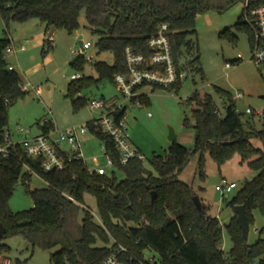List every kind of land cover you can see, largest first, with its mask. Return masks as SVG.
I'll return each mask as SVG.
<instances>
[{"label":"trees","instance_id":"trees-1","mask_svg":"<svg viewBox=\"0 0 264 264\" xmlns=\"http://www.w3.org/2000/svg\"><path fill=\"white\" fill-rule=\"evenodd\" d=\"M249 1L251 7L264 4V0ZM243 2L0 0V18L6 32L12 22L36 19L44 24L45 31L54 27L55 31L62 29L72 33L79 30V17L84 13L90 31L98 36L95 43L97 54L109 52L113 62H91L97 73L96 79L81 76L70 80L65 98L76 108L86 102L84 97H79L83 90L99 82L113 83L116 74L127 72L126 47L148 54L146 39L156 32L159 25L168 26L174 62L182 68L179 63L181 48L187 46L189 51L192 47L186 38L195 32L196 18L207 11L226 12ZM234 28L247 31L251 42L253 36L244 22L243 13ZM52 42L51 38L43 41V57L52 49ZM9 45L8 37L0 39V123L3 127L7 125L10 105L26 94L19 87V75L7 69L4 50ZM198 61L195 58L190 66L203 75L196 66ZM85 63L84 56L78 54L70 66L83 73ZM218 92L222 99L227 100L224 113L215 107L209 95L199 97L192 93L186 98L187 105L196 106L192 110L193 149L190 151L175 140L163 154H153L149 162L156 174L147 170L143 159L137 157L121 165L112 139L92 131L104 145V154L110 158L116 172L103 176L90 174L81 160H73L60 172H44L39 162L27 158L20 148L12 156H0V223L5 228V234L0 238V256L8 251L2 240L20 236L32 249H57L50 255L49 264H100L112 248L118 246L126 248L128 256L134 258L131 264H136L146 251L158 257V264H264V238L258 237L252 244L243 242L235 214V207L243 206L249 226L253 224L254 211L264 215V113L262 128L256 130L253 117L242 121L233 96L220 89ZM144 98L141 97V101ZM215 109L220 111V115L214 113ZM123 113L124 110L120 114ZM90 123H86L89 128ZM52 127L42 126V131ZM252 140L261 142L262 147H254ZM205 153L218 168L237 155L256 173L226 202L234 213L226 225L231 242L226 255L221 249L219 220L209 215L201 203L199 209L195 206V194L178 178L195 154L198 155L202 177ZM24 165L45 182L44 188H29L33 174L25 171ZM117 173L123 174L124 178L119 179ZM19 180L32 200V208L12 212L8 200ZM85 195L94 198L100 222L85 207Z\"/></svg>","mask_w":264,"mask_h":264},{"label":"rangeland","instance_id":"rangeland-1","mask_svg":"<svg viewBox=\"0 0 264 264\" xmlns=\"http://www.w3.org/2000/svg\"><path fill=\"white\" fill-rule=\"evenodd\" d=\"M242 12L243 5L238 3L226 12L207 11L200 14L195 21V32L186 38L192 47L189 51L187 46L181 48L179 63L187 72V77L177 87L154 88L153 91H147L144 101L127 104L126 126L132 147L142 156L144 167L153 174L156 172L149 161L153 154H163L168 149L171 143L168 140L170 130L174 132L178 143L190 151L193 149L195 132L192 110L196 109V106L185 103L186 98L192 93H197L199 97L209 95L215 107L224 113L227 100L222 99L218 89L232 96L240 92L243 98L235 99V106L242 121L253 117L256 130L262 128L264 68H257L247 61L250 56L249 33L234 28ZM79 25V30L72 33L62 29L54 31L53 36L51 35L52 49L43 57L41 48L49 31L45 32L39 20L12 22L6 32L5 24L0 18V39L8 37L10 47H25L23 52L5 56L7 66L14 68L22 84L29 83L33 88L40 89L39 94L30 90L10 105L7 112V128L14 141L23 139V135L18 132L19 129L29 130L28 138L40 134V126L45 118L51 119L59 130L97 119L100 113L88 107L90 100L103 99L110 104L123 102L115 85L110 82H99L83 90L79 97H84L86 102L78 104L76 108L65 98L67 84L73 75L97 78L93 64L89 62L85 63L83 73L70 66L75 57L74 52L90 57L92 63L113 62L111 53L97 54L95 43L98 36L90 31L83 12L79 17ZM79 42L89 43L90 48L82 51ZM238 55L242 60L226 68V63L236 60ZM195 58L199 59L196 66L202 70L203 75L195 71L194 66H190V62ZM246 109H250L252 114H247ZM48 111L51 112L50 116ZM251 142L256 148L262 147L261 142L257 140ZM101 145V141L95 135L87 132L81 138V153L88 170L103 167L108 175L115 169L108 165ZM203 165L201 177L198 155H193L178 178L189 186L208 213L219 220L222 227L221 247L226 255L231 247L226 225L232 212L226 202L246 182L252 180L256 173L250 170L246 163H242L237 155L218 168L210 155L205 153ZM117 176L119 179L124 178L120 173H117ZM223 178L237 185V188L226 197L215 189ZM45 186V182L36 175H33L29 182L31 190ZM84 205L97 220L94 198L85 195ZM8 207L12 212L32 208V200L20 180L8 200ZM258 237L264 238V215L254 211L247 244L254 243ZM2 243L8 247V251L0 256V261L9 259L10 264H49L50 255L57 250L32 249L20 236L4 239ZM153 254L145 252L146 256Z\"/></svg>","mask_w":264,"mask_h":264},{"label":"built area","instance_id":"built-area-1","mask_svg":"<svg viewBox=\"0 0 264 264\" xmlns=\"http://www.w3.org/2000/svg\"><path fill=\"white\" fill-rule=\"evenodd\" d=\"M242 5L244 22L249 26L253 36L250 42V56L247 61L257 68H264V4L251 7L250 1L244 0ZM146 45L149 50L148 54L140 53L130 46L124 50L127 72L125 74H116L113 78V84L123 98L122 103L110 104L103 99L89 101L88 107L100 113L97 119L90 121L91 128L84 124L59 130L54 126L51 119L45 118L43 126L52 125L51 129L46 132L42 131L40 134L30 138L27 137L29 130L19 129L18 132L23 135V139L14 141L12 135L0 123V156L7 158L14 155L16 149L20 148L27 158L39 162L44 172H60L73 160H81L85 163L81 153V138L87 132L92 131L104 134L112 139L119 153L121 165H125L134 157L142 159V156L133 149L127 130V104L140 103V98L144 96V88H169L187 77V72L182 68H178L174 62L169 29L166 24L158 26L156 32L146 39ZM89 48V43H82V51ZM23 51H25L24 46L19 48L9 46L4 50V56ZM77 55L74 52V56ZM84 59L86 62H92V59L88 56H84ZM241 60V57L238 55L236 60L226 63L225 66L226 68H230ZM7 69L15 71L12 66H7ZM77 78H79L78 75H73L71 79ZM19 87L24 93L30 90H35L38 93V90L33 88L29 83L24 85L21 82ZM233 98L234 100L242 99L243 95L240 92H236ZM123 110L125 113L120 114ZM214 113L220 115L218 109H215ZM246 113L252 114V111L246 109ZM48 115H51L50 111H48ZM101 146L104 151V145L102 144ZM104 156L108 165L113 167L110 158L105 154ZM24 170L36 175L26 165H24ZM88 171L90 174L99 176L106 174L103 167H97ZM236 188L237 185L235 183L229 182L224 178L215 187L216 191L220 192L223 197L232 193ZM69 199L72 200L71 198ZM97 221L100 222L99 218ZM133 259V257L128 256L126 248L118 246L112 248L109 255L100 264H131ZM158 263L159 259L156 255L146 256L144 254L141 259L137 260L136 264ZM0 264H10V261L9 259L1 260Z\"/></svg>","mask_w":264,"mask_h":264},{"label":"water","instance_id":"water-1","mask_svg":"<svg viewBox=\"0 0 264 264\" xmlns=\"http://www.w3.org/2000/svg\"><path fill=\"white\" fill-rule=\"evenodd\" d=\"M54 31H55V28L51 27V29L48 33V38L51 37V35ZM79 45L81 47L82 43L79 42ZM168 140L170 142H173L176 140V136L172 130H170V132H169ZM151 198L152 199L154 198V192L151 193ZM193 202H194L195 206L199 209L200 208V201H199L197 196L193 197ZM235 214H236V222H237V224L240 228V231H241L242 240H243V242L246 243L250 226H249V223L247 220V216H246L244 207L243 206H236L235 207ZM4 234H5V228L2 225V223H0V238Z\"/></svg>","mask_w":264,"mask_h":264},{"label":"crops","instance_id":"crops-1","mask_svg":"<svg viewBox=\"0 0 264 264\" xmlns=\"http://www.w3.org/2000/svg\"><path fill=\"white\" fill-rule=\"evenodd\" d=\"M43 26H44V24H43ZM44 30H45V27H44ZM46 32V31H45ZM78 33H80V31H78ZM53 36V35H52ZM52 36L50 37L51 39H52ZM47 39H48V37H47ZM36 90H38V93L37 92H35L36 94H39L40 93V89L39 88H35ZM154 89L153 88H144L143 89V91H144V96L143 97H146L147 96V91H153ZM35 91V90H34ZM53 122V121H52ZM54 124V123H53ZM84 124H86V123H84ZM84 124H82V125H84ZM42 126H43V123H42V125L40 126V129H41V132H42ZM5 128V130L7 131V132H9L10 133V130L7 128V125L4 127ZM209 214V213H208ZM233 211L231 212V214H230V219L232 218V216H233ZM210 215V214H209Z\"/></svg>","mask_w":264,"mask_h":264}]
</instances>
